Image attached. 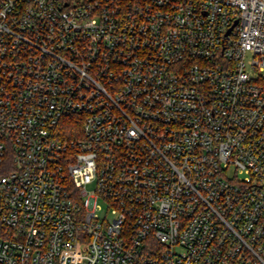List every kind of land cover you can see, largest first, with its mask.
I'll list each match as a JSON object with an SVG mask.
<instances>
[{
	"label": "built area",
	"instance_id": "2783aa9c",
	"mask_svg": "<svg viewBox=\"0 0 264 264\" xmlns=\"http://www.w3.org/2000/svg\"><path fill=\"white\" fill-rule=\"evenodd\" d=\"M0 264H264V0H0Z\"/></svg>",
	"mask_w": 264,
	"mask_h": 264
},
{
	"label": "trees",
	"instance_id": "16d2710c",
	"mask_svg": "<svg viewBox=\"0 0 264 264\" xmlns=\"http://www.w3.org/2000/svg\"><path fill=\"white\" fill-rule=\"evenodd\" d=\"M62 2L68 3V4H72L73 2L79 1V0H61ZM64 121H67L65 124V133H69V134H75L74 132H76V128L78 127L75 124V120L74 118H68L65 119Z\"/></svg>",
	"mask_w": 264,
	"mask_h": 264
},
{
	"label": "rangeland",
	"instance_id": "374dc122",
	"mask_svg": "<svg viewBox=\"0 0 264 264\" xmlns=\"http://www.w3.org/2000/svg\"><path fill=\"white\" fill-rule=\"evenodd\" d=\"M235 175H236V168L235 167H230L229 171H228V177L230 179H234L235 178ZM239 177H244L243 174H239ZM87 189L92 192L94 189H95V186L94 184H89L87 185ZM104 206V204H102ZM107 210V206L105 205L104 206V211L101 213V214H104Z\"/></svg>",
	"mask_w": 264,
	"mask_h": 264
}]
</instances>
